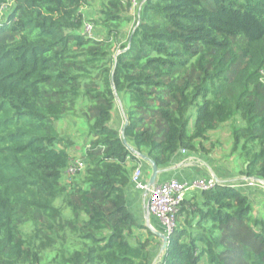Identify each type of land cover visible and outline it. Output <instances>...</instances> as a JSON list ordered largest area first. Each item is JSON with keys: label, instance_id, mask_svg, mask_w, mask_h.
<instances>
[{"label": "trees", "instance_id": "obj_1", "mask_svg": "<svg viewBox=\"0 0 264 264\" xmlns=\"http://www.w3.org/2000/svg\"><path fill=\"white\" fill-rule=\"evenodd\" d=\"M113 88L157 167L233 121L240 174L264 181V0H0V264H264V217L229 183L182 198L157 257ZM66 116L84 123L73 175Z\"/></svg>", "mask_w": 264, "mask_h": 264}, {"label": "crops", "instance_id": "obj_2", "mask_svg": "<svg viewBox=\"0 0 264 264\" xmlns=\"http://www.w3.org/2000/svg\"><path fill=\"white\" fill-rule=\"evenodd\" d=\"M90 1L91 4H94L96 2V0ZM90 7L91 6L89 5L84 7V10L87 11L88 15L94 14V12L91 10L92 7ZM113 117H115L116 119L119 118L121 121V125L123 124V114L118 105L113 111ZM207 155L208 154L204 155V153L201 152L190 153L187 151L182 154L180 150H178L171 157L170 161L162 167L163 169H165V171L157 176L156 181L161 182L169 179H177L178 181H184L188 183L199 177H213L217 181V183L232 184L243 190V192H245V190L248 188H252V192H250V194H247L252 201L253 197L256 195V192H258V189H255L257 187L246 185L247 178L240 174L243 165L239 172H231L225 174L224 170L219 168L220 163L214 157ZM146 172L147 171H145L144 177L146 180H148L150 173L147 175ZM193 190L194 188L187 191L186 194ZM125 193L130 211L140 224L145 225L148 218L146 209V194H144V192L142 191L137 190L131 183L126 188ZM259 194H262L261 190L259 191ZM149 223L154 230L163 232L161 223L155 218L150 216ZM158 239L159 238H157L156 236L153 238V246H156L157 243L160 244V239Z\"/></svg>", "mask_w": 264, "mask_h": 264}, {"label": "built area", "instance_id": "obj_3", "mask_svg": "<svg viewBox=\"0 0 264 264\" xmlns=\"http://www.w3.org/2000/svg\"><path fill=\"white\" fill-rule=\"evenodd\" d=\"M85 32L91 33L92 27L90 24H85ZM182 154L184 149H180ZM83 168V164L78 159L73 160L65 174L73 175ZM145 169L142 165H137L131 173L130 183L139 191L146 192L147 198V213L149 217H153L162 225L163 233L167 235L172 231L175 224V215L180 201L185 196L186 192L197 188L205 190L216 185L217 181L213 177H199L190 182H182L177 179H169L161 182H155L149 189L147 188V180L144 177ZM246 185L257 187L260 186L264 190V184L255 182L251 179L246 180Z\"/></svg>", "mask_w": 264, "mask_h": 264}, {"label": "rangeland", "instance_id": "obj_4", "mask_svg": "<svg viewBox=\"0 0 264 264\" xmlns=\"http://www.w3.org/2000/svg\"><path fill=\"white\" fill-rule=\"evenodd\" d=\"M95 9L92 7L91 10L94 12ZM89 16L94 17V14L89 15ZM96 31H99V28H97ZM96 34L98 35L99 32H96ZM76 120L77 119L74 116H66L60 121H57L54 123V126L56 127V129L61 135H64V136L67 135L75 141V145L70 148V157L72 159L80 158L81 147H82L81 144L84 142V138L79 137V131L82 129L81 124L84 125V123L83 121H81V124L77 123ZM233 123H234L233 121H228L220 125L217 129L209 132L207 140L203 141V145L208 150V152L201 151V153H204V155L208 154L209 156L214 157L220 163L219 168L223 169L225 174H228L231 172H239V170L241 169L243 165V161L238 156L239 153L231 152V148H232L231 129H232ZM112 125L120 129L121 128L120 119L119 118L116 119L115 117H113ZM147 171H149L150 173L149 168L147 169ZM66 179H67V176H65L64 174L63 180H66ZM255 189H258V192H256V195L253 197V200H252L253 213L257 214L258 216L264 217V191L262 190L260 186H257V188ZM260 190L262 194H259ZM245 192L247 194H250V192H252V188L246 189ZM57 204H58V201H57ZM64 214L69 216L70 215L69 210H65ZM156 253H158V246L156 248ZM52 255H53L52 252L47 253V256L49 257H51ZM155 256H153V258Z\"/></svg>", "mask_w": 264, "mask_h": 264}, {"label": "water", "instance_id": "obj_5", "mask_svg": "<svg viewBox=\"0 0 264 264\" xmlns=\"http://www.w3.org/2000/svg\"><path fill=\"white\" fill-rule=\"evenodd\" d=\"M114 90V95H115V101L117 103V105L119 107H121V102L119 100V97L117 95V93L115 92V89L113 88ZM127 124V119L123 117V125H122V128L120 129V134L122 136V139H123V142L124 144L126 145V147L135 155L138 157V159H140L141 161L145 162L150 170V174H149V177H148V180H147V188L149 189L152 185L155 184L156 180H157V176L161 173H163L165 171V169L163 168H159L157 167V165L155 164V162L149 158L147 155H144L136 150H134L129 144H127L125 138H124V134H123V130H124V126ZM251 180L255 181V182H260L262 184H264V181L260 180V179H257V178H250ZM144 194H146V192H144ZM147 222L145 224V226L153 233V235H155L157 238L160 239V246H159V250H158V255L157 257H159V255L163 252V250L165 249L166 247V242H167V235L164 234L163 232H160V231H156L154 230L150 223H149V215L147 213ZM153 264V263H152Z\"/></svg>", "mask_w": 264, "mask_h": 264}]
</instances>
